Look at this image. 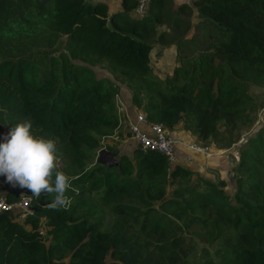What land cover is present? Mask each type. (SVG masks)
Returning <instances> with one entry per match:
<instances>
[{
    "label": "trees",
    "instance_id": "16d2710c",
    "mask_svg": "<svg viewBox=\"0 0 264 264\" xmlns=\"http://www.w3.org/2000/svg\"><path fill=\"white\" fill-rule=\"evenodd\" d=\"M170 1L150 0L137 18L130 13L135 0H122L120 11H109L104 0H0L3 114L11 122L30 120L34 136L52 139L56 156L70 159L57 169L77 177L71 181L77 191L67 192L70 208L57 211L47 207L51 195L37 199L0 176L10 187L8 202L24 191L32 207L24 218L30 229L0 212V264H264V127L240 153L234 203L225 180L181 165L170 169L157 152L135 148L133 158L122 154L112 164L95 156L119 124L120 87L96 77L92 66L101 62L126 84L147 120L170 130L180 123L199 141L227 147L236 137L229 133L223 142L220 126L236 131L251 122L257 103L247 84L264 85V0L176 4L177 11L197 10L205 33L175 39L178 64L159 78L149 63L150 39L166 24ZM92 193L116 217L110 228L90 220L89 213L98 216ZM42 218L48 245L38 231ZM194 222L211 243L218 241L216 259L188 260L183 235ZM69 253L67 263L57 261Z\"/></svg>",
    "mask_w": 264,
    "mask_h": 264
},
{
    "label": "rangeland",
    "instance_id": "374dc122",
    "mask_svg": "<svg viewBox=\"0 0 264 264\" xmlns=\"http://www.w3.org/2000/svg\"><path fill=\"white\" fill-rule=\"evenodd\" d=\"M90 2L96 3L97 0H89ZM174 1V0H173ZM170 1L166 2L165 6L168 10V18L165 19L166 24H158L156 26V33L152 35L151 41H154L152 44V49L149 53V63L152 68L153 73L158 76L159 78H164L166 75H170L173 71V68L178 64V55H177V49L176 45L174 43V40L177 39L178 37L184 36L186 40L192 39L194 36H202L205 33V30H202L199 27V22H201L199 13L197 10L191 11V10H186V11H177L176 10V3ZM192 2L193 0H187L184 1L185 3ZM175 16L179 17L181 19L180 22L170 24L168 21L175 18ZM185 22H188V24H185ZM199 27V30L197 29ZM184 54L189 55L186 51ZM92 69L95 72V75L97 78H102L106 77L109 78L110 80L114 81L119 85V94L116 96V107L117 110L118 107H125L127 106L129 109V113H132L131 109H133V114L134 112H137V108H135L131 102L129 104L130 100V90L126 86V84L122 81H116L113 77V75L110 73L108 69V64L106 62H101L97 63L96 65L92 66ZM247 90L250 92L253 97L254 101H256V109L254 110H249L250 117H251V122L250 123H243L241 125H237L236 131H230L229 127L226 126H220V134L219 137L221 140L224 142L226 141L229 133L232 135V138L236 139L232 144H230L227 147H218V141L214 142H209L205 143L203 142L204 145H214L215 147L221 148V149H226L229 150L227 151L228 155L225 160L223 159L224 163L227 164V167L230 168L234 166V163L236 162V159L239 158L240 153L248 148V141L255 137L257 131L264 127V85L261 84H247ZM3 108L0 107V133L4 136L7 133L5 131H9L11 127H13L15 124L19 123V121L11 120L8 118V116L4 113L3 114ZM2 113V114H1ZM23 122V121H22ZM126 130V127H125ZM127 134V133H125ZM119 139L116 140V142H111L110 139L105 138L103 139V143H101V147L96 151L97 160L100 159L101 161L107 163V164H112L113 163V158L109 153L111 151H107V147L109 148L110 146H113L117 150L116 157L120 155H125L129 158H133V149H134V142L132 140H129L126 136H123L122 134H119ZM128 139V140H126ZM222 143V142H220ZM130 151V152H129ZM113 152L114 149H113ZM221 153V152H220ZM236 153V154H235ZM222 154V153H221ZM235 154V156H234ZM225 154H223L224 156ZM56 163H57V168L62 169V167H65L66 165H69L71 163L70 159L67 157L62 158L59 155L56 156ZM199 159H197V163ZM240 160V158H239ZM96 162V159H92V162L88 164L87 166L90 167L94 165ZM223 163V164H224ZM209 165H212L210 168ZM218 161L217 164L215 165L214 162H209V164L204 163V168L205 170H202V172L205 174L206 170L209 169L208 177L214 178L215 179L220 175L222 178H224L227 181V177L232 178V182H229L226 184L225 189L227 190L226 192L230 195V200L233 202V194L235 192V187L233 185L234 180L236 178L237 172L236 168L232 170L233 174L230 175L231 172L227 171L225 172H220L218 173ZM235 177L233 178V176ZM229 181H231L229 179ZM0 184L3 187L2 192L0 193V196H4L6 198V192L10 188L3 179L0 180ZM21 194H24V191L19 192ZM26 193V192H25ZM92 199L97 207L98 211V216L94 217L89 213V217L91 221H95L96 219H102L103 226L104 228H110L112 223L115 221V216H113L110 212L109 206L102 200L99 199L98 195L92 193ZM91 194V195H92ZM18 200V199H17ZM234 203V202H233ZM9 216L16 220L19 221L20 223H23L27 229H30V226L24 223V218L26 215H23L20 212H12L9 214ZM203 225L198 224L197 222H194L191 224L188 229L184 230V245L185 251L189 253L188 255V260L192 259H197L202 256H207V257H212L213 259H216L215 255V249L218 246V241L215 240L213 243L209 241V238L207 234H204L203 231ZM50 228L46 225V220L44 218L41 219V222L38 226V231L43 235V242H45L46 245L49 244L51 240V234L49 233ZM154 253L157 252L156 249L153 250ZM70 254L63 255L59 254V259L57 261H64L68 262ZM109 261V258H106V262Z\"/></svg>",
    "mask_w": 264,
    "mask_h": 264
},
{
    "label": "clouds",
    "instance_id": "9594fccd",
    "mask_svg": "<svg viewBox=\"0 0 264 264\" xmlns=\"http://www.w3.org/2000/svg\"><path fill=\"white\" fill-rule=\"evenodd\" d=\"M134 7L131 10V15L133 17L140 18L135 15ZM119 108L120 107H118V109ZM117 112L119 116V124H121V114L123 112V107L122 111L117 110ZM140 112L145 115L142 110L137 109V112H134V116L132 119H130L129 123L133 121L136 114ZM129 123L127 127L128 129ZM119 124L114 134L110 136H117L116 131L119 127ZM31 129L32 122L30 120H25L23 122L15 124L10 128L6 135H4L3 137L1 136L2 142H0V176L6 177V182L11 184L13 187L19 186L21 189H27L31 192L32 196L37 199L41 196L42 193L47 194L48 196L51 195L53 198L51 202L47 204V207L49 209L57 211L60 209L68 210L73 201L72 198L67 195V192L69 190L73 192L77 191L72 187L71 184V181L76 179L77 177H69L63 171L57 169L55 142L52 139H45L44 137L34 136ZM170 131L173 134L174 128ZM127 132L128 133L126 135L128 136V138H130L129 140H132L134 142V149L138 148L137 143L129 130H127ZM110 136L104 137L103 139L109 138ZM175 137L178 138L177 136ZM103 139L101 140V143H103ZM194 142L204 145L203 142L199 141L197 138ZM112 153L117 154V152H111L109 154ZM239 158L236 159L233 168L232 166L229 168V172H231L230 175L233 174L232 170L236 168L239 162ZM175 165L179 164H176L175 162L173 165H170L168 163L170 169H172ZM235 175L233 176V178L235 177Z\"/></svg>",
    "mask_w": 264,
    "mask_h": 264
},
{
    "label": "built area",
    "instance_id": "2783aa9c",
    "mask_svg": "<svg viewBox=\"0 0 264 264\" xmlns=\"http://www.w3.org/2000/svg\"><path fill=\"white\" fill-rule=\"evenodd\" d=\"M150 0H135L134 13L141 17L146 14ZM122 111V107L119 108ZM129 132L135 139L137 147L143 151H154L161 154L170 165L176 162V148L181 144V139L176 138L162 123L149 122L143 113H137L134 120L129 123ZM187 148L194 153L207 154L208 147L197 142L187 144ZM190 160V157L187 158ZM0 212L11 214L20 212L27 215L32 212L31 196L20 194L19 199L8 202L0 196Z\"/></svg>",
    "mask_w": 264,
    "mask_h": 264
},
{
    "label": "crops",
    "instance_id": "0c3cea01",
    "mask_svg": "<svg viewBox=\"0 0 264 264\" xmlns=\"http://www.w3.org/2000/svg\"><path fill=\"white\" fill-rule=\"evenodd\" d=\"M184 1H187V0H174V2L176 4H181ZM104 2L108 5L109 11H120L123 9V7L121 5V0H104ZM130 13L132 14V11ZM129 104H131V96H130ZM131 111H132V113H129V109L127 106L123 107V112L121 114V119H122L121 124H119V127L116 131L117 136H110L108 138L111 140V142H116V140H118L119 137H121V136H119V134L123 133V136H126L125 133H128L127 132L128 123H129L130 119H132L134 116V114H133L134 110L131 109ZM125 114H126V117H125ZM125 127L127 128L126 130H125ZM173 128H174V133H173L174 136H177L179 139H181V145H179L176 148V164L190 168L191 170L198 172L207 178H210V177H208L209 169L205 171L206 172L205 174L202 172V170H205L204 163L209 164V162L212 161L216 165L217 161H218V164H219L218 173H220V172L226 173L227 171H229L227 164L224 163V161L226 160L227 155H228L227 151L229 152V150L221 149V148L215 147L214 145H206L208 147V151H207L206 155L202 154V153L201 154L194 153L187 148V144L191 143L193 141H196V137L193 136L191 133L184 131L182 129L180 123L176 124ZM127 138H128V136H127ZM128 139H130V138H128ZM128 139H126V140H128ZM223 154H225V155L223 156ZM189 157H190V160L187 159ZM224 158H225V160L223 161ZM197 159H199L198 163H197ZM211 166L212 165H209L210 168H212ZM220 178L225 180L224 178L221 177V175H220ZM210 179L215 180V177L210 178ZM226 179H227V181L225 180L226 184L229 182H232V178L230 176L227 177ZM229 179L231 181H229Z\"/></svg>",
    "mask_w": 264,
    "mask_h": 264
},
{
    "label": "water",
    "instance_id": "95a60500",
    "mask_svg": "<svg viewBox=\"0 0 264 264\" xmlns=\"http://www.w3.org/2000/svg\"><path fill=\"white\" fill-rule=\"evenodd\" d=\"M189 4H190L191 6H193V4H192V2H191V1L189 2ZM4 132H6V133H7V131H5V130H4ZM0 135H2V134L0 133ZM2 137H3V136H2ZM115 154H116V153H112V154H110V155H111V157L113 158V160H115V158H114V157H115Z\"/></svg>",
    "mask_w": 264,
    "mask_h": 264
},
{
    "label": "bare ground",
    "instance_id": "6f19581e",
    "mask_svg": "<svg viewBox=\"0 0 264 264\" xmlns=\"http://www.w3.org/2000/svg\"><path fill=\"white\" fill-rule=\"evenodd\" d=\"M145 16V14L144 15H142L141 17H144ZM211 153V152H210Z\"/></svg>",
    "mask_w": 264,
    "mask_h": 264
}]
</instances>
